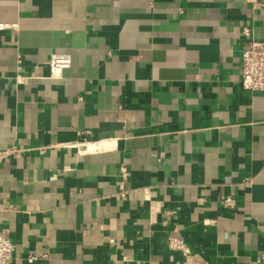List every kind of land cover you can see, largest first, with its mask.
I'll use <instances>...</instances> for the list:
<instances>
[{"label":"crops","instance_id":"crops-1","mask_svg":"<svg viewBox=\"0 0 264 264\" xmlns=\"http://www.w3.org/2000/svg\"><path fill=\"white\" fill-rule=\"evenodd\" d=\"M0 22L10 264H264V91L240 82L264 0H0Z\"/></svg>","mask_w":264,"mask_h":264},{"label":"built area","instance_id":"built-area-1","mask_svg":"<svg viewBox=\"0 0 264 264\" xmlns=\"http://www.w3.org/2000/svg\"><path fill=\"white\" fill-rule=\"evenodd\" d=\"M7 27V24L0 22V30ZM243 33L250 35V29L246 26ZM50 68V78H60L63 70L71 66V55L67 53L52 54L48 61ZM241 86L249 91H264V40H257L249 37L242 47L241 52ZM15 146L0 150V162L8 158L10 155L19 156L22 152ZM123 181L120 182V193L125 194L124 180L127 176L125 167H122ZM222 204L226 208L234 209L236 202L230 195H226L222 199ZM167 245L171 250L180 251L183 254L190 252L189 246L179 237L168 236ZM15 245L10 237L0 230V264H10L13 260V251Z\"/></svg>","mask_w":264,"mask_h":264}]
</instances>
